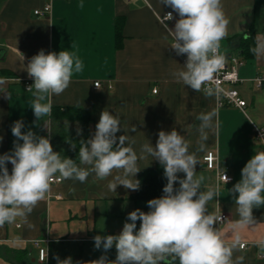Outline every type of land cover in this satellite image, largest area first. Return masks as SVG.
<instances>
[{
	"label": "crops",
	"instance_id": "obj_1",
	"mask_svg": "<svg viewBox=\"0 0 264 264\" xmlns=\"http://www.w3.org/2000/svg\"><path fill=\"white\" fill-rule=\"evenodd\" d=\"M45 1L0 0V155L13 150L16 138L11 128L14 122L22 120V132L31 129L46 137L50 133L53 150L72 159L76 148L71 145L75 143L77 147L84 134L83 125L76 120L77 109L92 117L89 138L96 131L102 111L118 116L121 131L117 136L127 135L125 146L133 147L138 155L143 144L150 142L155 146L159 131L175 128L189 142V151L199 161L196 176L204 177L202 190L219 187V196L208 202L207 211L214 215L225 213L229 220L216 224V228L227 244L239 237L240 244L247 245L233 250V261L242 257L239 264H264V247L260 244L264 241V205L253 208V223L239 227L237 206L228 192L241 180L246 163L262 150L254 139V128L264 129V88L256 89L253 79L264 75V58L255 56L243 61L238 69L242 82L237 89L247 102L245 111L219 107L215 95L206 97L173 77L172 73L185 62L171 49L172 37L161 22L172 9L159 0H53L49 16H36L34 11L41 9ZM221 3L229 24L228 34L220 42V52L228 64L231 58H240V40L250 34L252 27L256 35L261 34L264 0ZM173 15L174 19L166 22L169 28H174L179 19L176 13ZM41 49L45 53H75L83 63V71L74 72L62 94L48 97L51 115L37 120L30 107L34 97L26 91L24 80L34 83L26 66ZM97 82L99 87H95ZM213 110L217 112L215 126L205 130L208 139L203 141L204 150L197 151L201 143V121L197 117ZM133 126L135 132L131 131ZM208 152L217 153L232 182L220 183L215 172L205 168L203 158ZM137 163L140 171L162 167L151 156ZM7 167L11 173L10 162ZM118 174L114 171L104 180L91 174L84 183L62 179L60 184L53 185L52 196H45L26 218L17 217L0 226V264H36L38 249L34 241L46 239L50 241V264H57V256L60 260L71 257L73 264L99 259L105 253L102 248H95L96 235H117L136 207L150 210L148 201L131 200L136 190L122 185L116 192L108 189V183ZM178 175L184 177L183 173ZM58 195L61 198L55 197ZM106 255L115 260V247ZM169 264H179V260L170 258Z\"/></svg>",
	"mask_w": 264,
	"mask_h": 264
},
{
	"label": "clouds",
	"instance_id": "obj_2",
	"mask_svg": "<svg viewBox=\"0 0 264 264\" xmlns=\"http://www.w3.org/2000/svg\"><path fill=\"white\" fill-rule=\"evenodd\" d=\"M159 2L172 9L162 17L163 26L172 37L171 49L178 56L186 55L185 64L172 73L173 77L196 92H203L206 97L218 96L222 90L212 85L215 74L225 65L220 42L227 36L229 24L221 0ZM173 13L179 19L175 20L174 28H169L166 22L174 19ZM251 51L257 58H264V34L255 36V47ZM26 71L34 80L27 91L32 92L34 99L30 107L39 120L51 115L52 104L48 97L62 94L69 87L74 72L83 71V63L75 53L61 50L46 54L41 49L31 57ZM216 117L214 110L197 117L201 121L198 129L201 143L197 151L204 150L203 141L208 139L205 130L214 128ZM24 127L22 120L14 122L11 128L16 138L13 150L0 155V226L14 222L17 217L26 218L50 191L57 173L60 179L84 183L91 174L104 180L115 171L120 174L108 183L110 191L116 192L120 185L139 190L140 181L135 177L141 168L137 162L151 156L164 168L167 183L163 195L147 202L148 212L140 209L130 212L119 234L96 235L94 246L97 250L102 248L105 254L86 264H169L170 258L178 259L179 264H239L242 261V257L237 261L232 259L233 250L243 247L239 237L227 244L216 228L222 217L207 211L208 202L219 196V187L202 190L204 177L196 176L199 161L189 151V142L175 128L170 132L159 131L155 146L150 142L143 144L138 155L133 147L125 146L127 135L117 136L121 131L120 118L104 110L94 135L80 141L78 165L74 159L62 157L53 150L50 133L47 137L39 136L31 129L22 132ZM131 131H136L135 126ZM80 133L78 127L77 134ZM71 146L76 148L75 143ZM8 162L12 165L11 173ZM218 175L225 184L229 182L224 168ZM241 177L228 189L237 206L239 227L253 223V208L264 205V151L252 156L242 168ZM177 182L179 187H175ZM138 220L141 223L137 230ZM260 244L264 247V241ZM113 247L116 258L109 260L106 253ZM56 260L57 264H73L71 257L60 260L57 256Z\"/></svg>",
	"mask_w": 264,
	"mask_h": 264
},
{
	"label": "built area",
	"instance_id": "obj_3",
	"mask_svg": "<svg viewBox=\"0 0 264 264\" xmlns=\"http://www.w3.org/2000/svg\"><path fill=\"white\" fill-rule=\"evenodd\" d=\"M52 1L53 0H46L43 7L39 10L34 11V14L36 16L46 17L51 14L52 10ZM131 1V0H128ZM162 22V19H161ZM173 42V41H172ZM47 54V53H46ZM182 60L186 62V55H180ZM243 64V61L238 57H233L230 59L228 64H225L224 67L215 74L214 77V83L213 87L218 86L222 91L218 96L215 95L217 104L219 107H233L236 108L242 112L245 111L247 108V102L242 98L239 90L237 89V86L239 83L242 82V80L238 76V69ZM25 82V88L27 91L28 86L31 85V81L24 80ZM253 84L256 89H262L264 88V75L263 76H257L253 79ZM100 83H95V87H99ZM153 93L156 94L157 90H153ZM264 133V129L255 127L254 128V139L256 142L261 144L262 150L264 151V136H261V134ZM203 162L205 164V168L207 170L214 171L217 180L220 183H224L221 176L218 175V173L223 169L219 162V156L215 152H208L204 158ZM226 175L230 178L229 182H232L233 178L229 175V173L225 170ZM62 182V179L59 178V176H55L50 189L53 185L60 184ZM51 191V190H50ZM46 193V197L50 198L52 195L51 192ZM56 198H61V196H55ZM222 217L220 221L217 222V224H223L229 220V217L227 214H220L218 215ZM45 243V247L42 246V244ZM50 241L49 240H36L34 241L35 247L38 249V259L36 261V264H50L49 262V246ZM243 247L241 249H244L247 247L246 243L242 244Z\"/></svg>",
	"mask_w": 264,
	"mask_h": 264
},
{
	"label": "trees",
	"instance_id": "obj_4",
	"mask_svg": "<svg viewBox=\"0 0 264 264\" xmlns=\"http://www.w3.org/2000/svg\"><path fill=\"white\" fill-rule=\"evenodd\" d=\"M261 34H264V27L261 30ZM255 36H256V31L254 27H252L250 30V34L246 38L244 37L241 38L238 47V56L242 61L253 59L255 57V55L251 51V49L255 47ZM76 114H77L76 120L81 122L84 130V134L81 137L80 141L81 140L86 141L87 139H89L88 127L92 121V117L89 113L81 109H77ZM80 141L78 142L76 150L72 156V159H74L75 162H80L78 155ZM163 169H164L163 167H155L140 171L137 176V180L140 181V187L139 190H136V192L130 197L131 200H133L134 202H139V201H149L150 199L161 197L163 195V188L167 183V179L164 176ZM175 187H178V182L175 185ZM136 209H140L143 212H147L146 208L136 207L135 210ZM136 223L138 230L141 222L138 220Z\"/></svg>",
	"mask_w": 264,
	"mask_h": 264
}]
</instances>
